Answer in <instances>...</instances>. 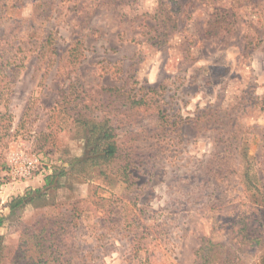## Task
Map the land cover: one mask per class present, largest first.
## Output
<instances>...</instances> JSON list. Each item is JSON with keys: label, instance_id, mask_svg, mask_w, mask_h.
<instances>
[{"label": "rangeland", "instance_id": "374dc122", "mask_svg": "<svg viewBox=\"0 0 264 264\" xmlns=\"http://www.w3.org/2000/svg\"><path fill=\"white\" fill-rule=\"evenodd\" d=\"M73 82L116 161L54 109ZM263 200L264 0H0L1 264H262Z\"/></svg>", "mask_w": 264, "mask_h": 264}, {"label": "trees", "instance_id": "16d2710c", "mask_svg": "<svg viewBox=\"0 0 264 264\" xmlns=\"http://www.w3.org/2000/svg\"><path fill=\"white\" fill-rule=\"evenodd\" d=\"M75 86L76 82H73L68 86L64 95L56 100V106L54 109L57 111L59 110V112H65L67 118H72L74 124L80 125L84 130L86 145L85 158L83 159L84 162L90 163L92 166H96L101 165L102 163L109 164L110 162L116 161L118 158L122 157L123 154L122 148L118 142L114 122L110 116L107 115V113L105 115L93 113V110H91V108H93V104L86 102V97L82 96V92L75 90ZM113 88V86H109L107 89L112 91L114 90ZM124 95L126 96L120 100V105L124 106V108H133L145 104V96L137 98L131 97L130 94ZM110 98L113 102L117 101V96L114 93L109 97L103 98L101 103L105 106V108L112 104ZM124 169H126V167H124ZM55 177H57L56 174L46 177L47 187H50V185L54 182ZM244 178L247 182V187L252 188L255 185L253 177L250 174V167L246 168ZM37 191L39 192L40 190ZM32 193L29 192L24 196H18L13 199L11 205L9 206L11 208V212H15L16 209L22 208L26 203L32 202L34 199L32 197ZM2 222L3 217L0 216V226L2 225ZM43 248L46 247L43 246ZM2 252L3 246L0 235V264L3 259ZM42 261L47 262L48 258ZM30 263L37 264L38 262H36V258L33 257L32 247L28 246L25 249H19V254H17V256L12 260L11 264ZM262 264H264V257Z\"/></svg>", "mask_w": 264, "mask_h": 264}]
</instances>
